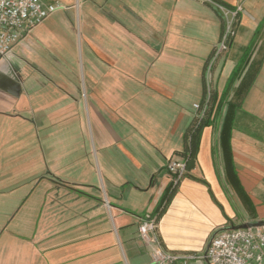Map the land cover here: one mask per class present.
Here are the masks:
<instances>
[{
	"label": "crops",
	"instance_id": "obj_1",
	"mask_svg": "<svg viewBox=\"0 0 264 264\" xmlns=\"http://www.w3.org/2000/svg\"><path fill=\"white\" fill-rule=\"evenodd\" d=\"M58 1L0 57V264H157L138 231L150 214L173 254L264 222V0ZM222 8L237 11L235 34L208 71ZM211 97L194 167L166 203L167 165ZM232 103L239 188L222 140Z\"/></svg>",
	"mask_w": 264,
	"mask_h": 264
},
{
	"label": "built area",
	"instance_id": "obj_2",
	"mask_svg": "<svg viewBox=\"0 0 264 264\" xmlns=\"http://www.w3.org/2000/svg\"><path fill=\"white\" fill-rule=\"evenodd\" d=\"M212 2V0H206ZM62 8L60 1L48 3L44 0H0V57L9 54L13 48L34 27L43 23L51 14ZM226 27L208 64L211 70L215 60L225 52L234 36L237 11L222 8ZM209 100L194 104L197 111L196 125L206 117ZM175 188L187 173V159H172L167 165ZM157 215H147L138 225L143 240L151 245V258L157 264H173L177 261L189 264L192 261L207 264H264V222L248 228H221L217 230L202 254H173L167 252L157 235Z\"/></svg>",
	"mask_w": 264,
	"mask_h": 264
},
{
	"label": "trees",
	"instance_id": "obj_3",
	"mask_svg": "<svg viewBox=\"0 0 264 264\" xmlns=\"http://www.w3.org/2000/svg\"><path fill=\"white\" fill-rule=\"evenodd\" d=\"M216 2L221 5L220 2H218V1H216ZM222 5H224V4H222ZM257 73H258L257 68L254 69L253 73L249 72L246 75L245 82L248 79L250 81V84H251ZM245 82L242 83L238 89L240 91V93L243 92V89L246 90L247 87L250 85V84H246ZM239 91H238V93H239ZM205 100L206 99L203 100V103L201 105L204 104ZM208 104H209V108H208L206 117L202 120V122L199 125H196L197 119L195 117L191 126L189 127V129L186 133V136H185L186 149H185L184 153H185V158L187 159V168L188 169H192L194 167V164H195V161L197 158V154L199 151L202 131L209 124V120H210V117H211V114L213 111V97L210 98ZM230 108H231V106H230ZM234 108H235V105L232 103V122H231V117L229 115L231 113L229 112L228 116L224 122L223 130H222V140H223V146L226 149V154H228V156L230 158V159L228 158V160L226 161L227 162L226 165L228 168V173L230 175V179L239 188V186H238L239 182L237 180V176H236L235 169L233 166V159L231 158V151H230V137H231V130L233 128ZM174 190H175V188H172V185H171L169 187L168 191L166 192L165 196H164V202L167 203V201H169L171 195L174 193ZM242 194H243V192H242ZM243 196L247 200V198L244 194H243ZM158 217H159V214H158L157 218Z\"/></svg>",
	"mask_w": 264,
	"mask_h": 264
},
{
	"label": "water",
	"instance_id": "obj_4",
	"mask_svg": "<svg viewBox=\"0 0 264 264\" xmlns=\"http://www.w3.org/2000/svg\"><path fill=\"white\" fill-rule=\"evenodd\" d=\"M261 223H263V222H260V223H248V224H244L242 226H233V227H228V228H248V227L260 225Z\"/></svg>",
	"mask_w": 264,
	"mask_h": 264
},
{
	"label": "rangeland",
	"instance_id": "obj_5",
	"mask_svg": "<svg viewBox=\"0 0 264 264\" xmlns=\"http://www.w3.org/2000/svg\"><path fill=\"white\" fill-rule=\"evenodd\" d=\"M62 1H64V0H62ZM209 84H211V83H209Z\"/></svg>",
	"mask_w": 264,
	"mask_h": 264
}]
</instances>
